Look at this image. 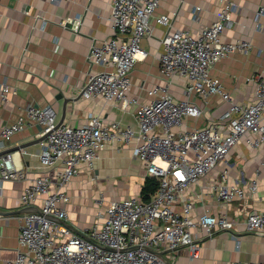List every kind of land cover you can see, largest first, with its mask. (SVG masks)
Instances as JSON below:
<instances>
[{"label": "built area", "instance_id": "built-area-1", "mask_svg": "<svg viewBox=\"0 0 264 264\" xmlns=\"http://www.w3.org/2000/svg\"><path fill=\"white\" fill-rule=\"evenodd\" d=\"M160 1H111L108 20L112 36L92 46L88 56L91 64L102 70L89 73L79 91L86 97L119 101L123 107L135 106L137 130L120 128L116 122L105 125L97 116L78 127L59 124L49 105H28L24 117L2 128L0 141L3 142L31 124H38L41 165L49 168L58 162L62 164L53 176L37 177L24 189L20 200L25 213L20 222L17 255L6 264H171L157 253L163 249L176 253L187 248L190 260L198 257L199 236L194 231L204 237L212 236L215 230L233 232L235 223L226 215L194 216L193 205L184 200V194L225 161L246 133L252 136L246 139L250 147L257 149L264 144V78L258 80L256 100L241 105L233 102L219 80L210 76V69L219 61L237 52L248 54L252 49L244 40L220 41L223 30L231 27V15L237 10L233 2L220 0L222 7L210 26L197 34L174 30L162 40L163 50L158 56L160 73L168 84L174 76H182L186 99L175 100L167 87L161 86L151 90L153 98L148 103L130 97L131 70L137 61L148 56L140 42L149 34L151 20L167 27L171 24L168 15L155 17ZM257 15L264 17L263 7ZM256 29L264 32L260 24ZM11 93L14 90L0 82V100L6 102ZM212 96L228 104L217 125L175 130L185 120L202 115L192 98L199 97L206 104ZM222 122L227 123L225 135L219 128ZM133 138L140 141L134 155L144 164L147 174L158 180L157 191L148 202L134 197L111 201L83 235L71 233L64 224L68 219L66 188L77 174L78 166L92 165L107 142L116 139L128 143ZM225 174L223 171L221 182L212 186L216 200L228 204L243 199L245 189L227 184ZM22 179L25 175L11 160L0 156V184ZM257 187L256 181H251L246 190L255 193ZM103 199L100 195L94 202L101 206ZM37 202L40 207L33 210L31 207ZM179 203H182L181 211L175 208ZM243 226L246 232H261L264 212L248 214Z\"/></svg>", "mask_w": 264, "mask_h": 264}, {"label": "crops", "instance_id": "crops-1", "mask_svg": "<svg viewBox=\"0 0 264 264\" xmlns=\"http://www.w3.org/2000/svg\"><path fill=\"white\" fill-rule=\"evenodd\" d=\"M111 1L0 0V82L14 90L6 102L0 100V132L5 125L24 117L28 105L51 106L57 122L71 127L85 125L92 116H97L105 125L116 122L120 128L137 130L135 106L123 107L119 101L107 102L99 96L79 94L87 75L102 70L92 65L88 56L92 46L112 36L108 20ZM228 1L237 10L231 15V27L223 30L220 41L244 40L252 49L248 54L229 55L216 63L209 74L219 80L233 102L248 105L256 100L258 80L264 78V32L256 29L258 24L264 27V17L257 15L259 8H264V0ZM221 7L220 0H161L155 17L168 15L171 24L167 27L151 20L149 34L140 42L148 56L137 61L131 70L130 97L139 103H148L153 98L151 90L161 86L167 87L175 100L186 99L185 79L176 75L168 84L160 73L158 56L163 50L162 40L174 30L197 34L216 20ZM192 101L202 115L185 120L176 131L217 125L219 116L228 109V104L216 96L208 98L206 104L199 97ZM219 128L223 135L227 133V123L222 122ZM40 134V126L31 124L9 141H0V156L9 158L25 175V179L0 184V264L14 260L17 255L20 222L25 213L20 200L24 189L37 177L53 176L62 166L61 162L49 168L41 165ZM251 137L246 133L225 161L184 194V200L193 205L194 216L226 215L235 223L232 233L236 239L228 231L215 230L212 236L204 237L196 230L198 257L190 260L187 248H180L176 253L161 250L159 253L171 264L264 263V229L259 233L246 232L243 226L248 214L264 212V144L257 149L250 147L246 139ZM139 142L136 138L128 143L114 139L104 145L92 165L78 166L77 174L66 188L69 201L68 219L64 224L71 233L83 235L111 201L132 197L142 201L144 181L152 177L134 155ZM15 148L16 151H11ZM223 171H226L227 184L245 189L243 199L228 204L216 200L212 186L221 182ZM251 181L258 185L255 193L246 190ZM100 195L104 199L97 206L94 200ZM181 205L175 206L177 211H181ZM39 207L37 202L31 208Z\"/></svg>", "mask_w": 264, "mask_h": 264}, {"label": "trees", "instance_id": "trees-1", "mask_svg": "<svg viewBox=\"0 0 264 264\" xmlns=\"http://www.w3.org/2000/svg\"><path fill=\"white\" fill-rule=\"evenodd\" d=\"M159 182L155 178H146L141 190V199L143 202H148L151 196L157 191Z\"/></svg>", "mask_w": 264, "mask_h": 264}, {"label": "water", "instance_id": "water-1", "mask_svg": "<svg viewBox=\"0 0 264 264\" xmlns=\"http://www.w3.org/2000/svg\"><path fill=\"white\" fill-rule=\"evenodd\" d=\"M59 124H61V123H59ZM17 150V148H15L14 150H11V151H16ZM77 234L79 235V233L77 232ZM149 251H152V250H149ZM152 252H154V251H152ZM155 253H157V252H155ZM157 255L158 256H160V257H162V255L160 254V253H157ZM163 258V257H162Z\"/></svg>", "mask_w": 264, "mask_h": 264}]
</instances>
